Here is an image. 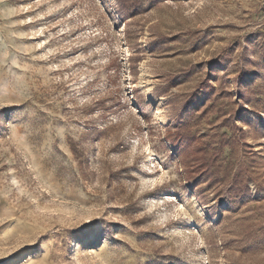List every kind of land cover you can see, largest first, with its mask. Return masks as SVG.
Returning a JSON list of instances; mask_svg holds the SVG:
<instances>
[{
    "label": "rangeland",
    "instance_id": "374dc122",
    "mask_svg": "<svg viewBox=\"0 0 264 264\" xmlns=\"http://www.w3.org/2000/svg\"><path fill=\"white\" fill-rule=\"evenodd\" d=\"M132 1L0 0V264H264V0Z\"/></svg>",
    "mask_w": 264,
    "mask_h": 264
},
{
    "label": "trees",
    "instance_id": "16d2710c",
    "mask_svg": "<svg viewBox=\"0 0 264 264\" xmlns=\"http://www.w3.org/2000/svg\"><path fill=\"white\" fill-rule=\"evenodd\" d=\"M154 2H158L160 0H153ZM117 2L120 5L121 10L130 18L134 16V10H133V1L132 0H117ZM178 129H180V126H178ZM199 155L201 159V165L203 166L204 172L206 175H211L213 168L215 167V158L217 155H207L205 150L203 148H199ZM227 168H224V173L222 175L221 180H225L229 177L228 172L226 171ZM236 180V176H235ZM234 187V186H233Z\"/></svg>",
    "mask_w": 264,
    "mask_h": 264
},
{
    "label": "snow or ice",
    "instance_id": "6c2138e0",
    "mask_svg": "<svg viewBox=\"0 0 264 264\" xmlns=\"http://www.w3.org/2000/svg\"><path fill=\"white\" fill-rule=\"evenodd\" d=\"M150 198H159V197H150ZM93 227H99V225H93ZM176 227H182V225H177Z\"/></svg>",
    "mask_w": 264,
    "mask_h": 264
}]
</instances>
